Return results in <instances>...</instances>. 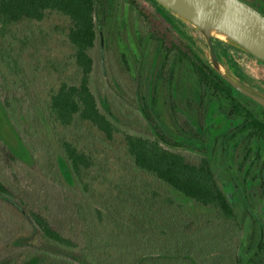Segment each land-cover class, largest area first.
Masks as SVG:
<instances>
[{
    "label": "trees",
    "instance_id": "obj_1",
    "mask_svg": "<svg viewBox=\"0 0 264 264\" xmlns=\"http://www.w3.org/2000/svg\"><path fill=\"white\" fill-rule=\"evenodd\" d=\"M114 1L0 0V107L33 164L32 170L24 166L0 138V203L25 220L15 224L14 241H0V252L10 255L0 264H264L263 222L254 220L249 228L237 217L207 156L204 101L209 94L208 101L225 102L230 132L224 134H234L226 140L245 135L250 142L245 158L260 156L264 144V119L250 105L264 109L232 89L199 48L138 0L127 1L160 47L158 78L168 87L172 122L157 110L156 84L147 99L136 81V108L128 113L105 98L102 103L92 84V50L109 25ZM52 16L67 23L75 67L70 75L46 53L52 37L42 24ZM183 62L202 91L199 102L189 101L197 116L193 124L178 111L169 88L175 65ZM219 140L215 134L212 149ZM65 172L73 185L66 183ZM57 197L61 202L52 201ZM91 213L100 220L115 218L117 232L124 226L129 243L105 244L96 223L95 232H86ZM122 215L132 217L128 227L117 222ZM154 232L172 236L177 254L166 246L161 252V241L147 238L145 244ZM135 237H142L140 243Z\"/></svg>",
    "mask_w": 264,
    "mask_h": 264
},
{
    "label": "rangeland",
    "instance_id": "obj_2",
    "mask_svg": "<svg viewBox=\"0 0 264 264\" xmlns=\"http://www.w3.org/2000/svg\"><path fill=\"white\" fill-rule=\"evenodd\" d=\"M138 1L146 5L150 10L158 12L168 22L173 24L180 35L199 48L206 58L207 44L198 30L182 22L168 10L157 6L150 0ZM247 1L249 3L253 2L256 4V2H259L264 4L263 0ZM42 27L52 37L49 40L46 53L50 55L53 61H60L65 65V75L72 74L75 67L72 62V49L66 38V21L52 16L42 24ZM213 46L220 63H226L236 77L243 81L251 82L255 88L264 91L263 63L223 40L214 38ZM92 56L94 58L92 71L93 89L102 103L105 98L111 106L121 108L128 113L127 108L134 110L136 108V98L134 95L136 81L137 83H142V90L144 89L147 99L150 98V93L152 96V88L156 84L160 87L157 110L164 116L166 115V122L171 124L172 118L169 115V103L167 102L169 98L164 94L165 90H168V87L164 88L158 78V70L163 60L160 47L151 39L144 19L127 0H115L113 2L112 18L108 27L100 33L96 45L92 50ZM173 73L174 78L169 88L172 89L175 98L178 100V106L180 107H178V111L182 116L183 114L186 115L193 124L197 121V116L195 109L189 105V101L192 104L199 102L202 94L196 75L187 62L176 64ZM207 97H209V94L206 96L207 100L205 99L204 101L205 107H208V114L204 117L207 121L204 127V135L207 137L204 147L207 148V156L211 158L214 165L218 182L229 194L237 211V217L243 221L244 225L250 228L254 220L256 223L261 220L264 226V144L261 143L260 148H258L260 156L259 154L256 156L249 153L245 158V153L249 151L250 142L246 140V136L243 134L235 136L234 141L227 142L226 138L228 139L230 136H234V134L225 135L224 133L229 130V127L222 128V124L217 125L215 123L219 119L226 123L227 109L225 102L217 98L208 101ZM181 108L189 112L187 113ZM250 108L255 110L264 119V112L256 110L257 108L251 105ZM213 121L214 123L211 126ZM219 130L221 131L217 133L216 131ZM213 131L216 136L220 137L218 145L214 149H212L215 135L212 133ZM0 138L9 144L24 166L30 170L33 169V164L26 148L21 143L17 132L6 119L1 107ZM191 152H193L192 154L195 157L198 154L194 151ZM60 164L63 169V163L60 162ZM64 176L67 184H74L69 173L65 172ZM58 199L61 198H53L52 201L57 200V203L61 202ZM5 207V205L0 203V241L11 242L15 240L18 234L15 224L18 226L19 222L21 223V220H24V218L18 212L11 214V209L9 207L5 209ZM82 207L83 203H80L79 208ZM114 219L112 216L105 218L103 216L100 220L97 214L91 213V219L87 221V225L83 226V229H86V232L89 229L95 232L92 228L95 227L94 223H96V231L101 230V233L105 235V244H128L131 238L129 235H124L126 229L123 224L128 227L132 217L130 215H122L116 218L117 222L121 223V226L124 228L122 233L117 232L119 228L117 227L118 229H116ZM80 222L84 224L82 220ZM261 230L264 233V227ZM119 235H123V237L118 238ZM141 238L135 237L133 240L140 243ZM147 238L151 243L161 241V246H163L160 250L161 252L164 246H166L169 251H174L177 254V244L174 246V240H169L172 236L161 237L156 232L149 233V236L145 239V244ZM164 242H166L165 245ZM100 244L103 245V242ZM191 244L193 246L195 240H192ZM3 245L5 247L6 244ZM6 253L7 255L0 252V260L10 257L9 252Z\"/></svg>",
    "mask_w": 264,
    "mask_h": 264
},
{
    "label": "water",
    "instance_id": "obj_3",
    "mask_svg": "<svg viewBox=\"0 0 264 264\" xmlns=\"http://www.w3.org/2000/svg\"><path fill=\"white\" fill-rule=\"evenodd\" d=\"M198 30L207 44V65L232 89L264 109V91L236 77L220 63L213 39L223 40L264 62V15L241 0H153Z\"/></svg>",
    "mask_w": 264,
    "mask_h": 264
},
{
    "label": "flooded vegetation",
    "instance_id": "obj_4",
    "mask_svg": "<svg viewBox=\"0 0 264 264\" xmlns=\"http://www.w3.org/2000/svg\"><path fill=\"white\" fill-rule=\"evenodd\" d=\"M241 1H243V2H245V3H247L248 5H250V6H252L253 8H255L257 11H259V12H261L263 15H264V4H261V3H257L256 2V4L255 3H249L247 0H241ZM264 1V0H263ZM263 5V6H262ZM259 85V84H258ZM256 110H259V109H256ZM255 111V110H254ZM222 125H223V127L222 128H227L228 127V125H227V123H222ZM230 130H232L233 129V125H231L230 124ZM230 131L228 130V131H226V134H228ZM260 178H261V176H260Z\"/></svg>",
    "mask_w": 264,
    "mask_h": 264
}]
</instances>
